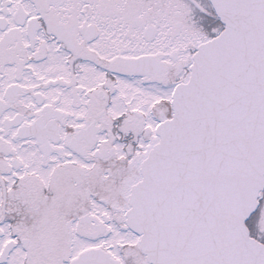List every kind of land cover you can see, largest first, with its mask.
I'll return each instance as SVG.
<instances>
[{"label": "snow or ice", "instance_id": "obj_1", "mask_svg": "<svg viewBox=\"0 0 264 264\" xmlns=\"http://www.w3.org/2000/svg\"><path fill=\"white\" fill-rule=\"evenodd\" d=\"M0 264H264V0H0Z\"/></svg>", "mask_w": 264, "mask_h": 264}]
</instances>
